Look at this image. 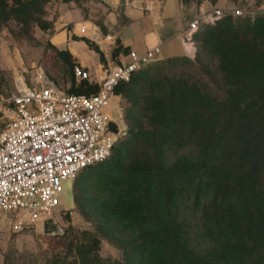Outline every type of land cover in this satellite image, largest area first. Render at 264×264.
Listing matches in <instances>:
<instances>
[{
  "label": "trees",
  "instance_id": "16d2710c",
  "mask_svg": "<svg viewBox=\"0 0 264 264\" xmlns=\"http://www.w3.org/2000/svg\"><path fill=\"white\" fill-rule=\"evenodd\" d=\"M50 1L0 0V30L50 29ZM191 39L192 58L148 61L113 87L125 128L106 159L73 178V211H62L56 236L63 253L46 264H264V12H225ZM120 50L116 40L111 56ZM44 52L57 87L96 93L97 81L73 75L80 66L68 49L45 40ZM5 83L0 69V96L11 92ZM109 127L117 131L112 120ZM72 212L89 228L72 226ZM55 225L43 221L45 232ZM101 240L121 258L102 257Z\"/></svg>",
  "mask_w": 264,
  "mask_h": 264
},
{
  "label": "built area",
  "instance_id": "2783aa9c",
  "mask_svg": "<svg viewBox=\"0 0 264 264\" xmlns=\"http://www.w3.org/2000/svg\"><path fill=\"white\" fill-rule=\"evenodd\" d=\"M224 13L220 8H201L186 23L179 33L185 55L193 52L191 36L197 25ZM240 13L238 8L231 12ZM102 38L112 39L110 34ZM158 51V45L141 54L129 50V60L107 69L91 95L67 94L42 72L37 75L42 81L38 87L25 86L20 76L14 77L13 92L0 96V115L4 117L0 128V213H10L11 231L33 225L39 213L54 210L61 180H73L79 170L109 156L121 133L109 127L102 108L113 87L128 80L132 71ZM73 75L88 78L78 66ZM48 233L60 235L63 228L56 224Z\"/></svg>",
  "mask_w": 264,
  "mask_h": 264
},
{
  "label": "crops",
  "instance_id": "0c3cea01",
  "mask_svg": "<svg viewBox=\"0 0 264 264\" xmlns=\"http://www.w3.org/2000/svg\"><path fill=\"white\" fill-rule=\"evenodd\" d=\"M235 1L237 0H233ZM119 2L120 0H82L76 3L52 0L46 6L45 13V18L51 21V28L43 30L41 34L45 37L44 40L55 47L68 49L77 64L84 68L88 79L98 82L107 69L129 60V50L141 54L147 48L158 45L157 59L185 55V47L179 35L182 28L196 15L199 8L225 9L228 0H216L213 4L207 0L200 2L193 0L186 2L183 0H123L121 15L116 9ZM235 6L236 3L233 7ZM96 21L100 22L103 29L96 24ZM105 34H110L112 39L109 41L103 39ZM85 39L93 42L98 48L101 52V59L87 45ZM116 40L124 50H120L112 57L111 51ZM0 58L4 59V62L0 61L2 70L13 64L11 60L6 59L5 53H2ZM16 62L20 64L18 60ZM23 70L26 68L24 67ZM42 73L44 74L43 71ZM20 77L25 86L38 87L42 83L37 76L32 75L27 82L21 75ZM113 96L114 101L119 105L120 96L116 94ZM105 115L109 120L114 121L109 108L105 111ZM118 117H121V114ZM119 132L122 133L121 130ZM0 236V264H3L5 246H2L1 242L5 235L0 234Z\"/></svg>",
  "mask_w": 264,
  "mask_h": 264
},
{
  "label": "rangeland",
  "instance_id": "374dc122",
  "mask_svg": "<svg viewBox=\"0 0 264 264\" xmlns=\"http://www.w3.org/2000/svg\"><path fill=\"white\" fill-rule=\"evenodd\" d=\"M234 3H236L235 7H233ZM209 8L218 7H204L203 9ZM234 8L241 10V13L251 15L257 10L264 12V0H237L235 2H233V0H228L227 8L222 10L231 14ZM200 9L201 8L197 10L196 14ZM42 31L43 30L37 27H33L31 36L27 37L18 35L17 32H11L7 28L0 30V55L5 53L6 59L11 60L13 63L8 65V68H3L6 78V83L4 85L5 89L8 88L9 91L14 90L16 84L14 79L15 76L21 75L27 82L32 75L37 76L38 73L42 71L46 75L47 71H52L49 52L43 53L45 37L41 34ZM194 51L195 47L192 54H194ZM12 53L15 55L13 56ZM192 54L188 57L192 58ZM157 56L158 55H155L148 61L157 59ZM1 60L3 61L4 59L0 58V61ZM16 60L20 63L19 65ZM1 67L4 66L1 65ZM22 67H25L26 70H23ZM107 108H109L112 113L111 116L114 119V121H112L115 123L117 130L123 131L125 125L122 119L121 99L118 105L116 101H114V96L111 93L107 98L106 105L102 108V112L105 113ZM119 114H121V117H118ZM3 122L4 117L0 115V128ZM60 184L61 191L58 194V204L52 212L39 213L33 225L25 227L17 232L11 231L9 227V220H11L10 213H0V234L5 235L1 244L5 246L4 254L6 255V264H46L45 262L51 254L55 252H59L60 254L63 253L61 244L57 242V235H51L48 231L45 232L43 228V221L46 218H51L54 223L64 227L66 225V220L62 217V211L73 207L71 194L72 180H61ZM71 211H73V209H71ZM70 223L77 229L89 228V224L83 221L82 218L74 212L70 214ZM99 254L102 257L121 258L120 250L105 240H101ZM68 258L70 257L68 256Z\"/></svg>",
  "mask_w": 264,
  "mask_h": 264
}]
</instances>
